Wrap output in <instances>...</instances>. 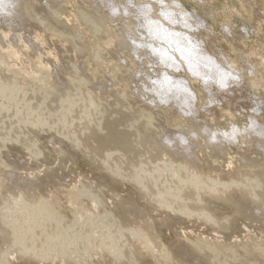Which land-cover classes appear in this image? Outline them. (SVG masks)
<instances>
[{
	"label": "rangeland",
	"instance_id": "rangeland-1",
	"mask_svg": "<svg viewBox=\"0 0 264 264\" xmlns=\"http://www.w3.org/2000/svg\"><path fill=\"white\" fill-rule=\"evenodd\" d=\"M109 1H112L117 7L120 6L118 8L119 11L122 10L120 8L126 3L125 0ZM145 1L147 0H137L136 2L145 3ZM165 1L167 3L179 2L188 12L194 13L200 20V25L197 26L199 29L196 27L191 31L192 36L203 41L204 48L219 60L223 66L227 67L226 63L228 62L229 66L238 73V78L233 79L235 82L231 80L230 86H226L228 89L212 87L210 97L209 92L204 89L203 83L195 80V77L192 78L193 75L188 70L185 72L181 69L174 72L176 76L192 80L191 83L196 96L193 104L194 110L197 111L196 121L189 120L177 107L170 106L168 105L169 103L166 104L159 98L156 100L158 96L156 97L153 92L154 80L159 77L158 73H161L162 69L154 63V59L149 54H140L141 56L138 58L137 55L135 57V54L131 52V49H124L121 44L122 47L119 45L117 31L119 27L122 29L121 26L126 33L128 32L130 37H137L136 39L139 40L142 38L138 16V18H134L133 16L135 15H127L124 12L125 10H122L118 11L120 15L110 18L109 12L106 13L108 11V8H106L100 12L101 17L94 20V23L98 22V20H104L103 25L109 28L108 33L102 34L103 32L95 28L94 24L93 27H90L91 22H88L87 18H83V14H80L83 8L86 7L84 11L94 12L95 6L92 0H62V3H58V5L55 4L56 2L54 5L51 3L52 6L56 5L61 11L57 10L58 20L62 23L65 22L66 26L72 30L73 34L70 32L69 36H64L62 32L58 34L59 31L55 33L56 30L54 28L49 30L41 22L36 21V24L33 23L32 19L30 21L29 18L28 20L31 23L27 22L28 20L23 17L22 21L24 20L27 25L24 24V21V23L21 21L23 24L15 22V24L20 23V26H22L18 27V24H14L15 28L12 25L13 23H9L10 26H8V22L2 21L0 18V76L6 75L9 79L5 84H1L3 82L0 83V131L3 130L2 128H4L7 118L4 117L8 116V119H10L9 116H11L16 122L23 124V129L34 137L33 148L30 146L29 149L28 145L26 147L12 133V136L8 135L10 133L7 136L0 132L3 136V145L0 148V162L3 163V170L0 168V222L7 221L6 224L8 223L7 225L9 226L7 227L10 231L8 235L18 237L16 243L9 244V242L4 241L8 236L7 234L0 236V259L2 260L0 264H115L116 260L112 249L115 243L113 242L119 238L121 233L117 232L127 221L125 218L128 216L127 211L129 209H126L127 207L125 206L131 208L132 205L145 208V212L148 213L146 215L148 216L147 220L152 223L159 237L160 246L168 248L167 254L174 253L179 255V242L187 237V239H191L189 238L190 236L192 239L194 237L193 240L204 238L226 243L236 242L238 244L243 243L248 236H251L250 238L256 239L259 243H264V220L254 221L250 218L249 213L242 212L231 221L230 215L226 228L215 231L208 222L199 217L182 218L179 213L172 210L154 209L151 206L152 209L147 202L145 204V200L138 193L137 188L129 181H119L120 183L116 184L115 182L117 181H112L113 178L112 176L110 177L108 171L93 166L88 159L89 157L79 146H74L70 138L59 133V131L61 132L59 130L61 126L56 128V126H46L36 121L28 122V119L34 113L32 112L33 108L31 111L25 108L23 105L25 100L36 101L37 98L40 100L45 98L46 100L47 96L45 94H48V91L57 92L64 90L67 88L66 86L77 80L81 81V85L84 87L82 88L84 89L82 91L84 93L82 94L84 95L82 100L78 95L74 94L73 96V103L77 102L78 105L82 104L85 106V108L81 109L83 111L80 110L81 112L79 111V113L83 114L84 112L87 114L93 107V113L96 114L98 112L97 108L111 105L119 100L137 104L142 108L141 114L143 119L145 117L146 124L150 125L148 126L150 128L148 129L149 132L152 135L154 134V137H158V142H161L159 143L160 145L162 141L164 142L166 134L170 135V137L175 136L178 133L177 130H179L177 127L184 126L188 130L187 134L191 140L190 144L195 149L193 162L196 161L197 166L199 165L202 172L204 171L203 175L207 179L217 180L216 182L224 184L227 183L225 182L224 174L230 171H243L248 160H256L259 163L264 162V156L262 153L260 155L257 143L245 131L239 134V140L235 142V145L234 143H227L226 150L225 147L223 148V151L227 153H224L223 157L225 158L218 153L216 154L213 150L211 152L213 142L210 145L211 140L210 142L206 140L210 139L209 134L211 133L212 135V131L217 133L230 132L235 126L241 131L250 128L253 120H257L260 125L264 126V0ZM46 3L48 4L47 6L50 5L48 1ZM154 6H156L157 11L160 9L157 4H154ZM133 7L130 4V8L134 9L135 7ZM157 13L159 14V12L155 11L153 15L158 17ZM56 21L57 19L53 22L56 23ZM72 42L86 44V52H79L72 45ZM97 58L101 59L99 63L95 62ZM121 59L122 61H120ZM40 75L43 82L38 85L36 77ZM82 89L80 87L76 89L77 92L79 91V95ZM76 91L75 93L77 94ZM9 98L12 99L10 100ZM58 100L61 101L64 98H59ZM47 101H49V97ZM61 102L62 106L66 104V101ZM69 105V110L75 107L72 103L66 104L65 107ZM86 110L88 111L86 112ZM49 114L50 112H48L47 118L54 119L49 118ZM197 125L201 126L198 127ZM203 126L204 128L202 129ZM202 130H205L204 133ZM66 131L67 129L64 132ZM206 131H210V133ZM206 136L208 137L206 138ZM206 142H208V146ZM247 156L250 159H243ZM227 157L228 159H226ZM245 160L247 161L245 162ZM256 162L254 165L256 164L259 169L262 168L263 170L260 169V171L264 172V167H261L264 164ZM235 186L234 189H238V186ZM83 190L87 191L89 200L78 196L80 193L86 194ZM22 196H27L29 200L25 204V208L26 205L30 208V205L36 206V204H39L38 206L40 207L42 204L40 207L42 208L44 204H54L50 212L58 214L65 225V227L62 226L61 231H58L59 235L55 233L54 235L51 234L52 236H47L48 225L45 229L42 228L44 231L41 229L39 230L40 233L37 232L39 235L36 236L39 238H32L31 241V234L37 231L34 229L35 225H32V227L31 223L36 224L38 220L46 218V213L43 215L44 211L39 210L40 213L42 212L41 214L37 212L36 215L33 214L32 216L28 208L24 211L19 210V206L16 204L22 201ZM90 196L96 197V201L99 203H94ZM39 200L42 203H39ZM130 200L134 202L132 203ZM74 201L84 202L80 210H73L71 205ZM128 201L132 204H127ZM96 204L99 207L98 215L93 209ZM11 208L14 212L8 217L6 212L9 209L11 211ZM85 209L90 210L92 214L96 215L95 217L106 218V221L103 219L104 222L100 219L101 223L97 221L96 224L94 220L93 222L91 220L90 222H84L82 218L84 217ZM58 215L56 216L58 217ZM25 218L30 223L24 224ZM108 227L111 231L109 232L110 235L105 236V239L102 235L100 237L99 232L108 229ZM68 228L70 230L73 228V231L71 230L72 232L70 233ZM63 229L67 230L63 231ZM69 234H71L72 238L67 239ZM59 236L61 239H59ZM46 237L49 238L47 239ZM50 238L53 244L48 241L51 244L47 245L52 250H50L51 253L45 257H39L45 247L42 243ZM101 240L106 241L102 242ZM131 240L130 236L125 235L121 246L123 244L129 245L132 243ZM19 242L38 243L39 245H30L35 254H38L36 255L38 257L30 256L27 253L20 255V249L17 247ZM138 242L137 244L140 246L143 243ZM108 243L111 244L109 245ZM174 250L177 251L174 252ZM110 251L112 254L109 253ZM145 251H141L143 253L142 257L136 251V254L135 252L132 254L136 257V260H138L137 256L141 257L139 259L141 262L138 260L139 263L137 264H159V261L161 262V259H164V257L160 258L156 252ZM185 261L188 264H191V262H193L192 264H203L202 262L199 263L198 260L197 262L192 260V257H185Z\"/></svg>",
	"mask_w": 264,
	"mask_h": 264
},
{
	"label": "bare ground",
	"instance_id": "bare-ground-1",
	"mask_svg": "<svg viewBox=\"0 0 264 264\" xmlns=\"http://www.w3.org/2000/svg\"><path fill=\"white\" fill-rule=\"evenodd\" d=\"M44 1H48L50 5L47 6L48 4H45ZM92 1L93 5L95 6L94 12L91 13L89 11H84V9L86 10L87 7L83 8V10L81 9L82 13L80 12L81 10L79 12L81 15L83 14V18H87L88 22H91L90 27H93L94 24L95 28H97L100 32H103L102 34H106L108 33L109 28L103 25L104 20H98V22L96 23H94V20H97L98 17H101L100 12H102V10H105L106 8H108V11L106 13L109 12L108 14L110 18L116 15H120L118 14V8L120 6L117 7L112 1L109 0ZM125 1L126 3L123 6L121 5L122 7L120 9L125 10L124 12L127 15H135L136 17L133 16L134 18H140H138V24L139 27H141V29L139 30L142 33L141 39L143 40L136 39V36V38L130 37L128 35V32L126 33V31H124V28L121 26L122 29H120V27L119 30L117 29V38L119 45L121 44L124 49H131V52L135 54V57L137 55L138 58H140V56L143 54H149V56L154 59V63L162 69V72L158 73L159 77L154 80L155 85L153 87V92L156 94V97L158 96L156 100H158L159 98L160 100L166 102V104L169 103L168 105L177 107L179 111L183 113V115H185L189 120L196 121L195 117L197 115V111H195L193 107L196 96L191 83L192 80L182 76H176L174 72H177L181 69H183L185 72H187L188 70L193 75L192 78L195 77V80L203 83L202 85L204 89L209 92L210 97L212 93V87H216V89L218 87L219 89H221L222 87L227 88L226 86H230V82L232 83L233 79L235 80L236 78H238V73L232 67H230L229 63H226V61L225 63L227 67L223 66V64L219 60H217L204 48L205 45L203 46V41L192 36L191 31H193L197 26L200 25V20L196 15H194V13L188 12L187 9H185L184 6H182L179 2L167 3L165 0H147L145 1V3H137V0ZM51 3H53V5L54 3L58 5V3H62V0L61 2L60 0H0V18L2 21L4 20L5 22H8L7 25L9 23H13V27L15 22L22 23L24 21H22L23 17L25 18V20H28L29 18V20L32 19L34 21H32L33 23H36V21L41 22L49 30H52L54 28V30H56L55 33L59 31L58 34L62 32L64 33V36H67L68 34H70V32L71 34H73L72 30H70L66 26L65 22L62 23L60 22V20H58L59 15H57V10L60 11V9L57 8L56 5L52 6ZM130 4L131 7L134 6L135 8H130ZM154 4L160 6V9L158 11L155 8L156 6H154ZM155 11L159 12V14L157 13L158 17L153 15ZM18 19L20 20L18 21ZM55 19H57L56 23L53 22L55 21ZM29 20L27 22L31 21ZM20 23H16L18 24V27H22L20 26ZM24 24L27 25L26 22ZM8 26H10V24ZM180 27L181 29H179ZM197 28L199 29V27ZM72 45L75 46V48H77L79 52H86V44L84 45L76 42ZM144 57H146V55H144ZM100 60L99 58H97L95 59V62L99 63ZM120 61H122V59ZM36 80L38 82V85L43 82L41 75L36 77ZM7 81H9V79L6 77V75L0 76V83L3 82L1 84H5ZM76 81L77 80H75V82L73 81L74 83H70L64 90L60 89L61 91L55 92L53 90H47L49 93L45 94L47 96L46 100L45 98H41V100L37 98L36 101L31 99L25 100L23 104L25 108L30 111L33 108L32 112L34 113V115L28 119V122L31 123L33 121H36L46 126H56V128H58V126H61V129H59L61 130V132L59 131V133H62L65 137L70 138L74 146H79L81 150L85 152L89 157L88 159L93 164V166H96L101 170L108 171L110 177L112 176L113 178L112 181H117L115 182L116 184L119 181H129L134 185L135 188H137L138 193L141 195L143 200H145V204L147 202L149 206H152L154 209L156 208L172 210L179 213L182 218H188L191 216L199 217L205 222H208V224L211 225V228H213L215 231L223 230L226 228L225 226L229 221L230 215L231 221L235 216L239 215L242 212L249 213L250 218L254 221L264 220V172L260 171V169L262 168L259 169L257 168L258 166L256 164L254 165L256 160L251 159L249 161L248 159L250 158L247 156L248 158H243L248 160H245V162L247 161V165L245 164L246 167L244 166L246 169L244 168L243 171H230L227 173L225 172L226 174H224V177L226 180L225 182L227 183L223 184L221 182H216L217 180L215 181L207 179L203 175L204 171L202 172L200 166H197L196 161L193 162V159L195 157V149L190 144L191 140L187 134L188 130L184 126L177 127L179 128V130H177L176 128L178 133L175 136L170 137V135L166 134L167 137H164V142L162 141V144L160 145L159 143L161 142H158V137H154V134L152 135V133L149 132L148 129L150 128L148 126L150 125L146 124V121L144 120L145 117L143 119L141 114L142 108H140L137 104H132L130 102L127 103L124 100H119L112 103L111 105L104 107L101 106L102 108H97L95 106L98 110L96 114L93 113V107L89 112H87L88 110H86L87 114H85L84 112L83 114L79 113V111L85 108V106L82 104L78 105L77 102L73 103V96L74 94L76 96L78 95L82 100L84 97V95H82L84 94L82 93L84 89L82 88L84 87L81 85V81ZM79 87L82 89L80 90V95L78 94L79 91H76V89ZM75 91L77 92V94L75 93ZM48 97L49 101H47ZM59 98H64V100L61 101H66V104L72 103V105H74L75 107L72 110H69L68 108L70 107V105L65 107L66 104H64L62 106V102L58 100ZM9 99L11 100L12 98ZM133 100L135 101V99ZM48 112H50L49 118L51 117L54 119L47 118ZM9 117L10 119H8V116L4 117L6 118V121L4 124V128H2L3 130L0 132L6 135L8 133H10L8 135H11L12 133V135L15 136L18 141L23 142L26 147L28 145V148L30 146L33 148L32 145H34V137L28 134L26 130L23 129V124L16 122L13 117ZM42 117L44 118V120ZM7 119L8 123L6 124ZM1 121H3V119H1ZM203 128L204 126L202 127V129ZM66 129L67 131L64 132ZM243 131L248 133L250 137L254 139V141L257 143L258 149L260 150V155L262 153L264 156V126L260 125L257 120H253L251 122L250 128L242 131L239 128H236V126L233 127L230 132L226 131L224 133H217L216 131H212L213 134L211 135L210 131H208L210 133V139L206 140H209V142L211 140L210 145H212L211 143L213 142V148L211 149V152L213 150V152H215L216 154L218 153L223 157L225 154H227L223 151L224 147L226 150V144L234 143L235 145V142L239 140V134ZM1 133L0 148L3 145V136L1 135ZM207 137L208 136H206V138ZM206 143L208 146V142ZM195 159L197 160V158ZM226 159H228V157ZM256 163L259 162L257 161ZM261 163L264 164V162ZM173 166L176 168H174ZM261 167L264 166L261 165ZM0 168L3 170V163L1 162ZM235 185L238 186V189H234V187H236ZM109 187H111V185H109ZM203 193L205 194V196ZM87 195V193H80L78 196H81L82 199L86 200L89 197ZM90 197L94 203H99L98 201H96V197ZM22 198V201H17L18 203L16 205L19 206V210L24 211L26 210V208H28L27 205L25 208V204L29 200L27 196H22ZM82 201H74V203H72L71 205L73 210H80L81 206L84 203ZM38 202L40 203L41 201L39 200ZM131 202L133 203L134 201ZM131 202L128 201L127 204ZM38 205H30V208H28V210L30 209L31 215H36L40 210L42 212L44 211L43 215L46 213V218L38 220V223H36L37 225L33 224V222L31 223V226L35 225L34 229L37 230L36 232L32 230L35 233L31 234V241L32 238H35L37 237L36 235H39L37 233H40L39 230H41L42 228L45 229L48 225L50 229L48 228V230H46V233H48V235L46 234L47 236H52L55 233L59 235L58 231L62 230V226L65 227V225L63 224L64 221L59 218L60 216L58 214H53L50 212L54 204H44L42 207L44 208L43 210H41L42 208H40L42 204L40 205V207ZM125 207H127L126 209H129L127 211L128 216L127 218H125V220L127 221H125V223L123 222L124 225H122V228H120V230L118 229L119 231L117 233L121 234H118L119 238L113 242L115 243L112 248L114 250L113 255L115 256L116 260L115 264H137L141 262V260L139 259H141L142 257V250H146L152 253L156 252V254H158L160 258L164 257V259H161V262L159 261V264H188L189 262L187 260L186 261L188 263L185 261V257H192V260H196V262L198 260L199 263L202 262L203 264H264V243H259L256 239L250 238L251 236H248L249 238L247 237V240L239 244L236 242L226 243L217 240L212 241L204 238L193 240L194 237L192 239L191 236L189 237L191 239H187L188 237H184L185 239H182L178 245V250H180V252L178 253L180 254H167L168 248H162V246H160L158 242L159 237L157 236L152 223L150 222V224L148 222L149 220H147L148 216L146 215H148V213L145 212V208H139L135 205H132L131 208H129L128 206ZM93 209H95V213H97L98 215L97 211H99V207L97 204L93 206ZM9 210L6 212L8 217H10L12 212H14L12 208L11 211ZM85 210L86 211L84 212V217L82 218L84 222H90V220L93 222L94 220L96 224L97 221H100L101 223V220L106 219H101L102 217L100 218L98 216L95 217L96 215L92 214L90 210ZM56 215H58V217ZM4 222H0V236H5V234L8 235V232H10L9 228L7 227L9 225H7L8 223L6 224L7 221ZM27 222L30 223L29 220H26L25 218L23 223L27 224ZM119 226L121 227V225ZM69 228L68 231L70 230ZM66 230L63 229V231ZM71 230L73 231V228ZM71 230L69 231L70 233L72 232ZM109 232L111 231L108 227V229L106 230H101L99 232V236L102 235V237L105 239V236H107ZM125 235L132 238V243H130L129 245H124L123 242V246H121V242L123 241V238H125ZM192 235L194 236V234ZM16 237L17 236L12 237L8 235L4 239V241L9 242V244L16 243L18 240V237ZM68 238H72L71 234L67 236V239ZM50 239L42 243V245H44L45 247L44 250L40 253L39 257H45L47 256V254L51 253L52 250L49 249L47 245L52 243V239ZM59 239H61L60 236ZM48 241H50L51 243ZM138 241L140 243L143 242L141 243V246L137 244ZM31 244L34 243L31 242ZM31 244H29V242H19L17 244V247L20 249V255L22 253H27L30 256L38 257L36 256L38 254H35V251L32 250L33 248H30ZM112 249L110 248V250ZM135 251L141 256L140 258L137 256L139 262L135 259L136 257L132 255ZM176 251L174 250V252ZM109 253H111V251ZM0 263H2L1 259ZM192 263L193 262H191V264Z\"/></svg>",
	"mask_w": 264,
	"mask_h": 264
}]
</instances>
